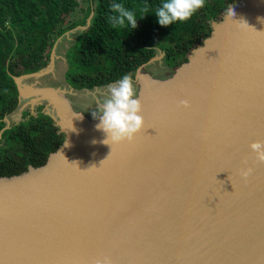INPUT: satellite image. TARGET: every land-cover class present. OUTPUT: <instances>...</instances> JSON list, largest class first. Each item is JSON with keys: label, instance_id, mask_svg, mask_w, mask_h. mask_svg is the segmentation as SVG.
I'll return each mask as SVG.
<instances>
[{"label": "water", "instance_id": "obj_1", "mask_svg": "<svg viewBox=\"0 0 264 264\" xmlns=\"http://www.w3.org/2000/svg\"><path fill=\"white\" fill-rule=\"evenodd\" d=\"M225 17L172 77H145L136 96L143 128L112 153L99 120L74 112L53 88L32 91L53 101L64 141L43 166L0 177L55 167L0 193V264H264V163L250 149L264 141V14L209 50ZM241 48L252 59H238ZM200 49L208 58L200 74L180 80ZM44 73L15 78L19 103V81ZM65 117L87 135L69 131ZM244 167L253 169L247 180Z\"/></svg>", "mask_w": 264, "mask_h": 264}, {"label": "trees", "instance_id": "obj_2", "mask_svg": "<svg viewBox=\"0 0 264 264\" xmlns=\"http://www.w3.org/2000/svg\"><path fill=\"white\" fill-rule=\"evenodd\" d=\"M235 1L206 0L205 7L190 20L167 27H161L150 10L143 19L138 14L137 27L131 29L112 26L110 4L154 8L161 0H0V177L43 166L62 145L64 135L42 105L35 115L23 112L21 121L8 129H4V120L19 104L15 78L45 69L56 41L84 27L91 14L88 27L76 36L65 55L72 59L64 79L75 91L107 87L124 74L135 73L155 57L156 51L163 54L168 69L179 67L210 36L211 23ZM81 3L82 17L65 24V17Z\"/></svg>", "mask_w": 264, "mask_h": 264}, {"label": "clouds", "instance_id": "obj_3", "mask_svg": "<svg viewBox=\"0 0 264 264\" xmlns=\"http://www.w3.org/2000/svg\"><path fill=\"white\" fill-rule=\"evenodd\" d=\"M205 5L206 0H161V3L154 8L148 5L128 7L122 2H114L109 5V20L113 27L130 26L131 29H135L138 14L139 19H143L151 10L154 11L159 25L167 27L177 22H187ZM226 12L230 17L234 15L231 5ZM243 24L248 27L245 22ZM180 105L184 108L190 107L187 100L180 101ZM97 107L98 111L92 112V116L99 120L96 128L106 134V139L102 143L111 145V153L113 144L132 141L143 128L142 104L136 97L130 74H124L116 82L107 85V95L103 100L97 101ZM250 149L255 154V160L264 163V141L251 143ZM244 163L246 165L247 161ZM252 172L251 167H244L241 169V176L247 180Z\"/></svg>", "mask_w": 264, "mask_h": 264}, {"label": "rangeland", "instance_id": "obj_4", "mask_svg": "<svg viewBox=\"0 0 264 264\" xmlns=\"http://www.w3.org/2000/svg\"><path fill=\"white\" fill-rule=\"evenodd\" d=\"M242 2L243 0H236L231 5L232 9L240 6ZM83 7L84 4L81 3L80 7H78L74 13H71L69 16L65 17L64 23L68 24L71 21L80 19L82 17L81 9ZM240 9L242 11L243 9L247 8L241 6ZM226 15L227 12L225 11L217 22L220 23L221 21H223ZM87 27V24L84 27H78L70 32H67L63 37L56 41L52 48L50 56L52 63L51 65L49 63L48 66L44 69L45 73L42 76L25 77L19 81L21 92L24 93L26 97L20 99V103L17 109L11 115L6 117L7 126L10 127L20 122L22 119V114L25 111H28L30 112V114L35 115L36 107L42 105L44 107V112L50 114L54 118L55 124L57 125L59 131H61L59 127L57 110L51 98L43 97L39 93L32 94V91L46 87L57 90L60 95L68 101L69 106L74 112L83 114L90 121L98 120L93 118L92 112L98 111L97 101L103 100L106 97L107 87L95 88L91 91H75L68 87L64 79V74L72 59L71 55H68V58L65 57L66 52L68 48L74 43L76 36L80 32L84 31ZM54 54L55 58H53ZM198 66L195 68V70H199L200 67ZM139 72L141 76L137 73L130 74L133 78V85L136 96L141 88V84L142 87L144 85L143 76L149 78L152 81H164L172 77L175 70L168 69L163 63L162 53L156 51L155 59L148 65L141 68ZM186 73L190 74V70Z\"/></svg>", "mask_w": 264, "mask_h": 264}, {"label": "bare ground", "instance_id": "obj_5", "mask_svg": "<svg viewBox=\"0 0 264 264\" xmlns=\"http://www.w3.org/2000/svg\"><path fill=\"white\" fill-rule=\"evenodd\" d=\"M243 6L247 9H243L241 11L240 7ZM240 9V10H239ZM241 11V13H240ZM234 15L232 17L226 15L225 17V21L223 23H221L220 25H217L215 27V31H214V37L213 40L216 39V41L214 43H212L210 46L208 45L209 50H218L219 45L221 46V43L225 46L231 44L233 41H236V36H243V31H244V25L243 22L247 21H252L255 22L254 25H258V20L260 17V15L264 14V0H243V2L240 4V6H238L237 8L233 9ZM243 21V22H242ZM246 27V26H245ZM238 41V40H237ZM213 47V48H211ZM201 51V53H199ZM206 51L204 49H200L199 51H197L194 55V57L192 58V68L189 67L187 70H183L179 72V79H189L186 76H193V74H200L201 70H202V65H204L208 58L206 56ZM236 57L238 59L241 58H248V59H252L253 55L251 52H246L244 51L243 48H241L239 51H237ZM199 65V66H198ZM200 67L199 70L195 68L196 67ZM190 70V74L188 75L186 72ZM141 76V74H140ZM143 76V75H142ZM144 78V85H143V89L146 88V80L145 77ZM65 121H66V127L68 128L69 131H71L73 134H76L79 137H83L84 135H87L81 128L80 126L77 124V121L75 120H71L68 117H65ZM79 129V130H78ZM102 132V131H101ZM87 138V137H86ZM73 151H76V149H73ZM79 154V152H77ZM80 155V154H79ZM83 158V157H82ZM55 168V167H54ZM51 169V170H46V171H42V172H31L28 176V178H22L20 180L16 179L13 181H2L0 183V193L1 192H7V191H12V190H6V186L8 184H12L10 186L13 185H23L27 186L29 183H31L32 181H37L39 179H42V176L47 175L48 173H52L55 169ZM45 172H48L45 174ZM19 188V187H18ZM17 189V188H16Z\"/></svg>", "mask_w": 264, "mask_h": 264}, {"label": "crops", "instance_id": "obj_6", "mask_svg": "<svg viewBox=\"0 0 264 264\" xmlns=\"http://www.w3.org/2000/svg\"><path fill=\"white\" fill-rule=\"evenodd\" d=\"M87 24V23H86ZM53 58H55V54L53 55Z\"/></svg>", "mask_w": 264, "mask_h": 264}, {"label": "flooded vegetation", "instance_id": "obj_7", "mask_svg": "<svg viewBox=\"0 0 264 264\" xmlns=\"http://www.w3.org/2000/svg\"><path fill=\"white\" fill-rule=\"evenodd\" d=\"M37 107H38V106H37ZM37 107H36V108H37Z\"/></svg>", "mask_w": 264, "mask_h": 264}]
</instances>
